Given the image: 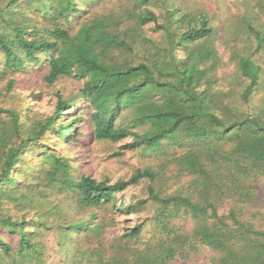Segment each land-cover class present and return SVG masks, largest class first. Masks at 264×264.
<instances>
[{"label": "trees", "instance_id": "obj_1", "mask_svg": "<svg viewBox=\"0 0 264 264\" xmlns=\"http://www.w3.org/2000/svg\"><path fill=\"white\" fill-rule=\"evenodd\" d=\"M101 1L0 0L4 89L33 71L49 86L81 84L69 98L55 93L53 113L25 131L26 106L0 107L11 123L0 131V264H264V104L249 107L264 84L254 57L264 34L252 25L264 18V1L220 43L229 49L225 63L217 44L222 31L204 12H185L177 0H130L132 24L96 14L86 20ZM151 24L161 42L142 34ZM224 66L236 82L228 89L216 74ZM86 126L96 141L129 139L126 150L147 156L166 144L185 150L181 159L198 196H163L149 186L145 199L116 205L128 187L153 183L155 175L137 170L113 184L77 176L75 150ZM224 201L228 208L219 214ZM150 206L149 219L105 238L114 218L98 211L136 215ZM184 218L196 225L177 228L175 219Z\"/></svg>", "mask_w": 264, "mask_h": 264}, {"label": "rangeland", "instance_id": "obj_2", "mask_svg": "<svg viewBox=\"0 0 264 264\" xmlns=\"http://www.w3.org/2000/svg\"><path fill=\"white\" fill-rule=\"evenodd\" d=\"M185 12L192 13L194 15L204 12L210 22V25L219 28L222 32L217 37L218 46L223 41L230 40L232 34L240 27L239 18L243 15L249 17L253 15L257 8V5L262 0H177ZM264 1V0H263ZM133 2L130 0H103L96 6H93L90 13L86 15L85 19L90 20L93 15L100 16H116L122 18L123 21H127L132 24L134 21L133 16ZM175 6V5H174ZM264 8V3L262 4ZM154 10L157 16L160 17L162 13L157 8H151ZM176 9V7H174ZM260 9V8H259ZM264 12V9H262ZM253 11V12H252ZM180 14V13H178ZM177 14V15H178ZM129 15H132L130 18ZM263 15V13H262ZM251 19V18H250ZM161 20V17L159 19ZM253 27L264 34V18L257 17L252 20ZM154 26L148 25L141 28L142 34L155 42H161L162 38L158 31H154ZM238 45V44H237ZM239 46V45H238ZM220 58L225 63L229 56V49L220 45L219 52ZM255 60L262 65L264 70V46L260 48L258 53L254 56ZM218 84L223 83L224 89H228L229 85L236 84L231 78L233 75V69L231 66H224L216 71ZM44 73L33 71L30 74L18 76L15 79L13 87L10 91H6L3 86V82H0V107L3 109H21L27 107L25 116L22 117V130H28L36 122L44 121L49 117L56 104L55 93H61L65 98H69L70 94L81 88L80 83H74L70 80L60 81L53 86L47 85L43 81ZM264 81V71L262 75ZM217 83V81H216ZM215 83V86L218 85ZM233 87V86H232ZM264 104V84L260 90L254 95L250 102V110L254 107H258ZM243 110H247V106L241 107ZM79 111L85 117L84 110L79 106ZM72 119L69 116L63 120V124L66 125ZM60 122L56 121L55 128L58 127ZM11 123L6 115L0 116V131L4 129H10ZM79 135L80 143L75 150V160L73 163L75 173L77 176L85 175L89 176L97 181L108 180L111 184L119 181L126 180L133 175L137 170L150 169L155 175L154 182L151 183L147 179L141 180L137 185L128 187L123 194L117 197L116 205L120 202L128 203L134 199H145L148 196V188L152 186L155 192L163 195L170 196L173 194H181L184 197H197L194 193L196 191L195 178L191 175L182 162V153L185 154V150L178 148L172 144H166L163 150L157 155L147 156L138 151L126 150L125 145L130 142L129 139L120 143H109L107 141H96L91 134V129L86 126L80 130ZM67 143L69 139H66ZM65 147V146H63ZM125 148V149H124ZM63 154L67 155V151L63 150ZM33 161L34 158H33ZM27 181H33L32 177L27 176ZM52 201H57L55 197H52ZM36 206L33 205V208ZM27 209V218H32L34 211H31V205L25 206ZM228 208L227 201L222 202L219 214L224 213ZM114 208H105L103 211H98L104 217L114 218V223L109 226L105 238L110 241L114 237H118L123 233V229L132 227L140 220L149 219L155 212L153 206L148 207L146 210L136 215H124L112 212ZM16 213V212H15ZM86 213H81V216H87ZM86 214V215H83ZM147 223V222H146ZM175 225L178 227H184L186 230L192 229L196 223L193 219H175ZM146 229H150V224H146ZM149 237L145 232L143 240ZM203 261L200 264H204ZM171 264H188L180 261L173 262Z\"/></svg>", "mask_w": 264, "mask_h": 264}]
</instances>
